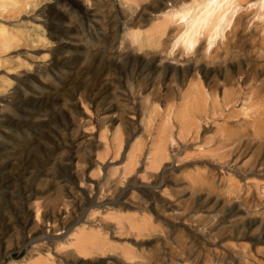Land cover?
<instances>
[{
    "label": "bare ground",
    "instance_id": "bare-ground-1",
    "mask_svg": "<svg viewBox=\"0 0 264 264\" xmlns=\"http://www.w3.org/2000/svg\"><path fill=\"white\" fill-rule=\"evenodd\" d=\"M250 11L264 24V0H0V264H264V206L237 195L264 197V162L236 163L255 141L264 149V81L236 51L246 37L264 55ZM82 22L100 37L86 39ZM70 50L124 61L114 101L93 88L81 111L64 106L65 75L79 79ZM169 195L186 202L161 206ZM167 224L188 233L192 260L113 242L122 231L166 239Z\"/></svg>",
    "mask_w": 264,
    "mask_h": 264
},
{
    "label": "rangeland",
    "instance_id": "rangeland-1",
    "mask_svg": "<svg viewBox=\"0 0 264 264\" xmlns=\"http://www.w3.org/2000/svg\"><path fill=\"white\" fill-rule=\"evenodd\" d=\"M247 20H250L249 25H248V27H249L248 32L254 33L259 28L261 29V27H263V25H264L260 22L261 20H258L251 11H250V13H247V16L245 15V19L243 18V22L245 23ZM82 24L84 25V29H85L84 30V32H85L84 36L86 39H88V38L93 39V38H99L100 37L99 34L101 31L98 28H92L88 24V22H82ZM241 29H242L241 24L240 25L238 24L236 30H238V32H239ZM90 33L92 34V37H90V35H91ZM238 45L240 47H238L239 50L237 49L236 51H241L240 53H244V54L246 53L249 55L248 56L249 61L247 60L246 63H248L247 71H248V73L251 74L250 76L260 78L259 82L260 83L263 82L264 81V74H263L264 73V55L261 54L260 47H259L258 43L252 41L249 38L244 37V38H242V41L239 42ZM87 53L88 52L80 51V50H76L74 52L70 50L69 55L71 54L70 56H72V57L76 56V60L73 63V65L75 66L74 69H76V74L75 75L73 73L72 74L74 76H78L79 79H76V81H73V82L71 81L70 84L68 85L67 84V83H69L68 77H67V75H65V78H64L65 86L63 85V88H64L63 92H65L64 93L65 96L63 95L65 98L64 106L65 105H66V107H72L73 106L74 108L77 107L76 109H78L80 111L83 108V106H82L81 102L79 103V98H78L79 94L84 93V95H86V97H88V100H91V98L93 97L92 95H90L91 91L88 89L92 90L94 88L95 92L99 91L100 89H101L100 91H102V92H104L105 90H108L104 94L105 96L102 95L99 97V99L101 98L100 100H98L99 102L101 100L102 101L105 100L102 98H106L107 101L111 100L110 98H112L114 101V97H110V94L112 93V91H113V93H116V91L120 92L121 90L122 91L124 90L123 85L122 86L120 85V87L118 86L119 77L121 76L122 78H124V70H123L124 69V63H123L124 61H121L119 63L120 65L117 64L118 66L112 65V62L110 59L111 57L109 55H104L102 53H99L98 55H93V54L90 55ZM231 60H227V61H229L228 62L229 65H231L230 64ZM106 62L108 63V65L109 64L110 65L109 66L106 65L107 64ZM172 62H174V61H172ZM83 63H84V65H83ZM85 65H86V67H85ZM242 65H244V64H242ZM103 67H104V69H103ZM78 71H80L81 73ZM99 73H101L102 76ZM213 79L214 80L220 79V81H221L224 78L222 77V74H218L217 76L215 74L213 76ZM160 80L162 81V83L165 86L169 85V82H170L169 79L161 77ZM205 80L206 79L204 76L203 77L204 83H205ZM206 81L208 82V80H206ZM108 86H110V89L108 88ZM116 86L118 88H113ZM95 87H97V88H95ZM105 87H107V88H105ZM219 88H220L221 92H223L221 85ZM101 104H103V103H101ZM258 104L259 103H255V106H257ZM95 106H96V103L94 104L93 102L90 105V113H91L92 117H94V114H95ZM261 110H264V106H261ZM85 130L87 131V134H89L87 137H89L90 141L95 139V137H98L97 127L92 128V126H88L87 128H85ZM248 131H250L252 134L251 130H248ZM254 144H252L253 146L250 144L251 145L250 147H248V146L244 147L237 154L236 163H238L239 166L247 165V164L253 166V164L257 163V161L264 162V149H262L261 151H258L257 149H259V147L257 146V141H255ZM195 149H196V147L194 145H192V142H190L187 154H193L195 152ZM96 151H95V153H96ZM95 153L92 152V154L90 156V157H92L91 161L98 158V156ZM185 155L186 154L182 155V157H185ZM229 159L231 160V157ZM109 161L111 162L112 159L109 158ZM232 163H234V162H232ZM185 164L187 166L182 167L180 169L179 168L176 169V172H177L178 176H180V177H183L185 174L189 175V174L195 172L196 171V168L194 167L195 165H197L198 168H201L203 166V161H198V162L196 161V163H194V164H192L191 162H186V163H184V165ZM94 172H96L95 167H91V168L88 167L87 168L88 179H89V176ZM178 186H180L182 188L183 186H185V184H182V186L181 185H178ZM180 187H178V189ZM78 189H79V186H78ZM216 191H218L220 193L222 192V196L220 197L221 199H224L225 197L228 198L230 196L229 194L223 195V193L226 191L223 187L216 189ZM237 195L244 197L243 200L245 201V199H246L247 202H249V204H250L249 206L251 207V209H253V210H255V209L260 210L261 209L262 210V208L264 206V197H262V199H259L255 195V192L253 191V189H250V193L248 195H246V191L244 189L242 191L240 190L239 192H237ZM235 196H236L235 194H232L231 199H233ZM169 199L170 200L158 197L157 201H158V203H160V205L161 204L163 205L164 203H169V204H173V205L178 204L180 206H183L184 203L186 202V200H184L183 198H180V197L177 198V196L169 195ZM153 212H154L153 218H154V220H157L156 219L158 217L157 213L155 212V210ZM199 214H197V216H199ZM202 215L204 216V214H202ZM160 219H163V218L160 217ZM108 222H110L112 225L114 223L111 220H108ZM112 225H110V228ZM157 225L159 226L158 222L156 223V226ZM171 225L172 224H170V226H169L167 224V226H163V229L165 231V235H168V238H166V239L163 238L164 234L162 233L161 234L162 236H157L158 238L155 236H152V235L151 236L140 235V237L135 238L136 239V241H135L134 235L129 234V233L127 234L125 231H122V232H118L117 234L112 235L113 237H115V238H113V242H118V243H114V244H118L119 247H122V246L124 247V242H130L131 244H133L135 249H137V250L143 249L146 251V254H148V255H153L154 253L161 250V248H162V250H165L166 252L169 253V255H168L169 260H174V259L176 260V257H178V258L189 257L190 260H192L193 259L192 254L191 253L188 254L187 248L184 247V243L188 241L187 237H186L188 235V233H184V232L178 233V231H175V230H173V232H169V228L171 227ZM255 228L256 227H254L252 229V231L255 230ZM157 234H159V233H157ZM247 241L253 243V241L251 239H247ZM120 244H122V245H120ZM196 245H197V246H195L196 248H200L202 251L204 250L203 247H199V245H201V244H196ZM201 246H203V245H201ZM259 246H261L260 249H262V248L264 249V243L262 245H259ZM174 247H175V251H174L175 254H172L171 248H174ZM183 248H185L184 251H183ZM171 254H172V256H171ZM173 256H175V258H173ZM86 260L91 261V259H86Z\"/></svg>",
    "mask_w": 264,
    "mask_h": 264
},
{
    "label": "snow or ice",
    "instance_id": "snow-or-ice-1",
    "mask_svg": "<svg viewBox=\"0 0 264 264\" xmlns=\"http://www.w3.org/2000/svg\"><path fill=\"white\" fill-rule=\"evenodd\" d=\"M222 2H227V0H222ZM218 3V0H207V4L209 7L215 5ZM177 17H179L181 19L182 22H186L187 21V18H188V13H180V12H177L175 14Z\"/></svg>",
    "mask_w": 264,
    "mask_h": 264
}]
</instances>
